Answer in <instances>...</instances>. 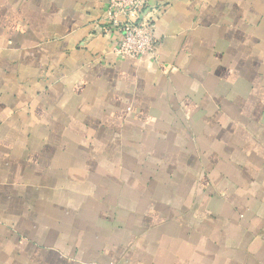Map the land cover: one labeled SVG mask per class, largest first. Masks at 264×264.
<instances>
[{
    "label": "crops",
    "instance_id": "0c3cea01",
    "mask_svg": "<svg viewBox=\"0 0 264 264\" xmlns=\"http://www.w3.org/2000/svg\"><path fill=\"white\" fill-rule=\"evenodd\" d=\"M0 0V264H264V0Z\"/></svg>",
    "mask_w": 264,
    "mask_h": 264
},
{
    "label": "built area",
    "instance_id": "2783aa9c",
    "mask_svg": "<svg viewBox=\"0 0 264 264\" xmlns=\"http://www.w3.org/2000/svg\"><path fill=\"white\" fill-rule=\"evenodd\" d=\"M105 33L117 34L113 49L119 58L138 59L152 55L157 44L154 25L145 17L143 8L146 0H105Z\"/></svg>",
    "mask_w": 264,
    "mask_h": 264
}]
</instances>
